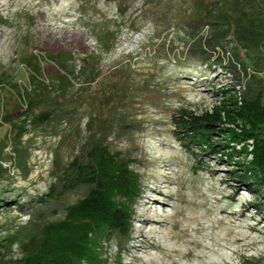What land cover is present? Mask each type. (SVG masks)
<instances>
[{"label": "rangeland", "instance_id": "rangeland-1", "mask_svg": "<svg viewBox=\"0 0 264 264\" xmlns=\"http://www.w3.org/2000/svg\"><path fill=\"white\" fill-rule=\"evenodd\" d=\"M222 1L235 3L0 0V72L18 87L28 86L21 63L28 53L39 59L45 77L55 71L48 54H71L75 68L63 88L46 84L47 108L42 110L48 111V119L34 124L35 111L20 138L3 119L12 113L21 124L20 112L13 109L15 94L0 90V241L15 238L0 264L22 258L23 245L40 236L42 225L62 219L65 207L84 195L83 187L65 192V170L101 122L109 149L134 159L132 167L141 179L128 248L117 258L112 242L110 264H170L165 250L173 246L182 251V256L171 257L177 264H264V211L254 208L251 183H240L231 172L237 167L225 159L204 155L196 147L185 150L173 134L172 117L179 110L209 111L222 99V89L242 94L250 88L264 101V47L251 50L238 44L233 27L220 42L206 43L214 30L201 18L218 12ZM236 3L247 18L264 25V0ZM199 46L206 51L199 52ZM82 59L89 69L97 65L94 82H87L88 68L78 72ZM114 118L125 120L126 128L112 132ZM163 175L174 180L168 185L164 215L178 230L180 223L188 225L189 213H196L198 247L171 242L165 233L150 235L152 228L141 223L149 215L146 202L162 201L157 192L165 185ZM52 193L56 198L47 201ZM198 203L202 208L193 207ZM167 225L169 232H177ZM195 225H189V232ZM153 242L162 253L151 247Z\"/></svg>", "mask_w": 264, "mask_h": 264}, {"label": "trees", "instance_id": "trees-1", "mask_svg": "<svg viewBox=\"0 0 264 264\" xmlns=\"http://www.w3.org/2000/svg\"><path fill=\"white\" fill-rule=\"evenodd\" d=\"M235 3L220 2L218 12L208 11L201 19L213 27L207 45L218 43L234 28L238 44L251 50L264 47V25L246 17ZM204 21V20H203ZM200 23V22H198ZM197 23V24H198ZM220 26L224 30L220 31ZM110 47L106 46L108 50ZM199 52L206 50L200 46ZM55 71L47 77L36 56L25 54L21 63L27 70L28 86L18 87L12 77L0 72V90L14 92V112H20L17 124L12 113L4 116L5 123L15 128L17 137L26 133V122L35 111L34 124L48 119L46 84H70L74 75L73 58L68 53L48 54ZM97 65L90 66L82 59L79 73L88 68L87 82H94L99 74ZM222 99L202 114L184 109L172 117L173 134L191 151L196 147L204 155L225 159L237 169L231 171L240 183H251L248 191L255 194L254 208L264 211V101L259 92L247 88L242 94L235 88L220 90ZM224 94V95H223ZM228 94V96H225ZM130 127L137 125L129 124ZM125 120L114 118L112 132L122 131ZM106 124L99 123L91 139L82 147L65 170L68 179L65 192L85 188L84 195L65 207L62 219L46 222L40 236L30 238L23 245L24 256L12 264H110L108 248L114 242L117 258L128 248L133 223L134 205L141 195V179L133 169L135 160L121 152H113L106 144ZM131 130V128H127ZM124 133V132H123ZM49 200L56 198L50 194ZM0 241V263L15 238ZM113 264H119L116 261Z\"/></svg>", "mask_w": 264, "mask_h": 264}, {"label": "bare ground", "instance_id": "bare-ground-1", "mask_svg": "<svg viewBox=\"0 0 264 264\" xmlns=\"http://www.w3.org/2000/svg\"><path fill=\"white\" fill-rule=\"evenodd\" d=\"M175 157L173 156V159H174ZM163 177V179H165L166 181H162L163 183L162 184H165L164 186H162V188H161V190L159 191V192H157V195L158 196H161V199H162V201H159V199H151V201L150 202H146L147 204H148V206H146L145 208L147 209L146 211L147 212H149V215H147L146 217H143V219L141 220V223H143V224H146V225H148V226H150L152 229H150L149 230V234L151 235V234H155V235H160L161 233H165V235H166V237L169 239V241H171V242H182L183 244L185 243L186 245H192V246H197L198 247V242H197V240L195 239V234H197V232H198V227H197V225H195V223H196V221L198 220V218H199V216L198 215H196V213H189L190 215H189V217H188V219L187 220H185V222L187 223L188 222V225L187 226H185V225H183L182 223H180L181 224V226H180V228L178 229V230H176L175 229V227H177L178 228V224L177 225H175L174 223L172 224V221L169 223V221H170V219H168L167 217H166V215H164V208H165V206H166V200L167 199H170V194H168V191H169V187H168V185H170V184H173L174 183V180H172V179H170V178H168V179H166L167 177L166 176H162ZM154 185V184H153ZM155 186V185H154ZM160 192H163V194L164 193H167V195H161L160 194ZM163 196V197H162ZM165 197V198H164ZM167 197V198H166ZM145 205V204H144ZM157 206H159V209H157ZM202 206H203V203H198V204H194L193 205V207L194 208H202ZM193 208V209H194ZM182 213V212H181ZM207 214V212H205L204 214L202 213L201 215H200V217L201 216H205ZM180 215V214H179ZM173 217V216H172ZM171 217V218H172ZM207 217V216H206ZM170 218V217H169ZM165 219V220H164ZM175 219V218H174ZM201 219H204V218H201ZM200 221V220H199ZM168 224V225H167ZM190 224H194L195 226L194 227H192L191 229H190V232L192 233L191 235H188V232H189V225ZM166 225L167 226H169L170 227V229L172 228V231H173V229H175L177 232H175V233H172L171 231L169 232V229H167V227H166ZM207 226V225H206ZM161 228L162 230H160V231H162V232H160L159 230H157V228ZM191 227V226H190ZM156 228V229H155ZM201 229V228H200ZM174 232V231H173ZM189 232V233H190ZM199 234V233H198ZM154 235V236H155ZM164 236V235H163ZM168 241V240H167ZM184 244V245H185ZM174 245V244H173ZM182 245V244H181ZM151 247L152 248H155V249H158L159 251H161L160 253H162L163 252V249H161V247L158 245V244H156V243H152L151 244ZM174 247V246H173ZM171 248L170 250H168V252H166V250H165V255H167V257H168V259H169V261H170V264H177L176 262H174L172 259H171V257H172V255L173 254H175L176 256H182V254H181V252L179 251V249L177 250V249H175V248ZM203 250H207L208 249V247H201ZM210 251V250H209ZM167 253V254H166ZM164 255V254H163ZM185 256V255H184ZM186 256H188V254L186 255Z\"/></svg>", "mask_w": 264, "mask_h": 264}]
</instances>
